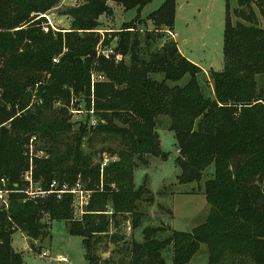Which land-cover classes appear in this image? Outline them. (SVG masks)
Listing matches in <instances>:
<instances>
[{
  "label": "trees",
  "instance_id": "trees-1",
  "mask_svg": "<svg viewBox=\"0 0 264 264\" xmlns=\"http://www.w3.org/2000/svg\"><path fill=\"white\" fill-rule=\"evenodd\" d=\"M109 1L141 10L153 0H87L66 10L72 18L65 32H45L44 19H37L59 0H0V178L7 177L13 190L9 206H0V264H25L12 235L20 230L31 240L44 239L53 220H64L71 234L84 237L88 254L110 235L121 257L102 263L93 254L91 264H167L163 252L169 249L172 264H189L202 243L208 245L209 264H264V90L256 79L264 75V0H237L236 8L226 0L224 67L211 71L212 97L198 82L202 68L175 41L147 57L141 54L133 21L106 32L118 36L122 60L98 55L99 18L112 13ZM176 9L177 0H165L147 20L157 31L173 28ZM159 35L148 31L146 46ZM93 72L104 79L93 85ZM158 73L162 80L153 77ZM186 74L191 79L184 86L168 84ZM78 97L87 113L75 130L70 107L73 100L79 103ZM59 101L62 106L55 107ZM92 107L100 118L95 127H89ZM159 115L171 117L181 183L200 181L214 166L204 189L210 211L190 232L148 226L142 242L128 241L120 230L121 217L132 215V228L139 227V202L152 194L146 185L136 187L135 169L148 163V154L168 158L156 130ZM95 134L120 140L118 150L106 148L118 159L103 168V159L95 163L93 153L83 148ZM33 136L41 139L47 154L33 157L38 185L48 190L53 180L62 187L81 179L92 190L81 219L72 208V193L28 198L23 175L31 165L26 146Z\"/></svg>",
  "mask_w": 264,
  "mask_h": 264
},
{
  "label": "rangeland",
  "instance_id": "rangeland-1",
  "mask_svg": "<svg viewBox=\"0 0 264 264\" xmlns=\"http://www.w3.org/2000/svg\"><path fill=\"white\" fill-rule=\"evenodd\" d=\"M86 1L59 0L56 5L45 12L49 16V20L48 18H44L43 20V23L50 21L53 27L42 23L41 27L43 31L60 30L65 32L69 30L72 17L66 13V10L71 7L80 6ZM164 1L153 0L141 10L137 7L126 10L122 5L109 1L108 5L113 11L110 14L100 16V25L97 32L101 35V39L103 38V34L105 35L104 44L107 39L110 40V43H106L105 45H110L112 42L113 45H116L115 42L119 41L118 36H112V34H107L105 31H118L125 22L133 21L134 28L131 30H133V33L139 35L140 45L142 46L141 54L145 57H147V53L154 52L168 41L174 40L182 49V52L202 68V71L198 74V82L205 95L212 97L214 90L211 71H220L224 67L223 46L226 0H177L174 27L166 28V30L170 29L177 33V37L174 39L170 37L166 39L164 35L165 29L157 31L156 26L151 21H147L149 14L157 10ZM231 5L232 8H236L238 6L237 0H232ZM256 11L259 13L257 8ZM137 17L141 19H136ZM44 27L48 29L45 30ZM99 30H102L103 33ZM148 31H152L155 35L160 34L155 38V41L151 42L150 46H146L144 42ZM105 45L102 47L106 48ZM125 60L129 62V57L125 56ZM153 77L162 80L163 74H153ZM190 79L191 75L186 74L177 81L168 80V84L171 86H184ZM256 79L258 88L264 90V75L258 74ZM78 99L80 100L78 104H76V100L72 102L75 105V111H70L75 130H78L81 122L86 121L87 113V110L84 108L85 102L83 98L78 97ZM60 106H62V102H56L55 107ZM90 114L91 118H97V115ZM117 124H120V122H117ZM170 125V116L159 115L157 117L156 130L160 135L161 147L163 151L168 153V158L164 159L160 156L148 154V163L146 165L139 163V166L135 169L134 181L136 187L139 188L142 185H146L152 194L145 195L139 202V211L143 213L142 224L139 227L136 229L132 228V215L128 214L127 219L121 217L123 223L120 226V230L128 241L136 239L138 242H142L144 240L143 230L148 226H169V229L190 232L203 224L208 217L210 204L206 199L204 189L206 180L213 175L214 166L210 165L203 172V178L200 181L181 183L179 176L182 173V168L176 162L180 152H178L176 145L175 133L171 130ZM35 143L37 148L43 147L41 139H37ZM108 147L112 150H118L120 140L105 134H95L91 142H85L83 145L86 152L93 153V161L95 163L101 162L102 157L106 154H112L109 150H106ZM113 155L118 159V154ZM108 206L111 207L110 205ZM73 209L75 212V208ZM111 231L115 232L116 228L112 226ZM169 234V232L167 234L162 233L163 236ZM83 240L84 237L81 235L69 232L64 220L51 221L50 236L44 239L31 240L20 230L12 235V245L18 252L22 253L25 264H91L89 255L93 254L99 255L102 263L110 256H115V259L121 257L120 254L115 252L118 245L112 242L110 235L103 236L100 241L101 243L97 246L96 250L90 252L91 254H88L89 252ZM120 243L122 244V242ZM43 252H48L49 255L44 256ZM163 253L167 264H172V250L169 249ZM59 256L66 257L67 261L58 260L57 257ZM114 264L120 263L115 260ZM189 264H209V249L207 244H201L200 249L193 256Z\"/></svg>",
  "mask_w": 264,
  "mask_h": 264
},
{
  "label": "built area",
  "instance_id": "built-area-1",
  "mask_svg": "<svg viewBox=\"0 0 264 264\" xmlns=\"http://www.w3.org/2000/svg\"><path fill=\"white\" fill-rule=\"evenodd\" d=\"M77 1V0H76ZM44 19V18H48L49 20V16L46 14V13H42L40 14L37 19ZM43 23V21H42ZM41 23V24H42ZM43 24H47L48 26L51 25L53 27V25L49 22H45ZM45 30H47L48 28L47 27H44ZM100 32L102 30H99ZM108 32V31H105V33ZM165 38L168 39V37L170 38H176L177 37V33L168 29L166 30L165 29ZM103 33V31H102ZM104 40H105V35L103 34V38L100 40L97 48H96V51H97V54L98 55H101V56H104L105 58L107 59H112L114 58L117 62H119L120 60L123 59V54L118 52L116 50V47H117V41L115 42L116 45H113L112 43L110 45H105L104 44ZM105 45L106 48H103L102 46ZM60 60V55L56 56L53 58V61L55 63L59 62ZM103 80L104 79V76L102 74H99V73H96V72H93L92 73V84L94 85V83L97 81V80ZM3 90L2 88L0 87V95L2 94ZM42 101L39 100V103H41ZM74 102V100L72 101ZM33 104V101L32 103L30 104L29 108L32 106ZM73 104V103H72ZM74 107L75 105H72L70 107V111L71 112H74ZM90 113L94 114L96 116V112H95V108L92 107L90 110H89ZM93 116V115H92ZM98 118V116H96ZM95 118V117H92L91 120H90V125L91 126H97L100 119L98 118ZM8 126H10V124H8ZM37 141V137L36 136H33L32 138H30L29 142L27 143V146H26V155H28L30 157V168L29 170H27L25 172V174L23 175V179L24 181L27 183V188L25 189V192L28 196L29 199H36V198H39V197H43V196H47L51 193H55L57 195L58 198H61L62 195L64 193H72L73 194V208H75V215L76 217H78V215H80V217H82V215L85 213V207L86 205H88L89 203V200H90V197H91V193H92V190H89L87 189L85 186H84V183L82 182L81 179H78L76 181L75 184L73 185H69L67 183H64L62 185V187H60V184L58 181L56 180H53L51 183H50V187L48 190H45L42 186L38 185L35 180H34V177H33V173H32V169H33V157L36 156V157H46L47 154H46V151L42 148H37L36 147V142ZM178 152H180V150H178ZM116 160V157L113 156V155H108L106 154L104 157H103V162H102V168L104 166H106L108 163H110L111 161H115ZM103 170V169H102ZM9 184H10V181L7 177H1L0 178V206H3V207H8L9 206V203H10V194L13 192L12 189L9 188ZM114 186V185H113ZM113 212V209L112 207H109L108 206V211L107 213L111 214ZM78 217V218H80ZM44 256H48V252H43L42 253ZM58 260L60 261H67V258L64 257V256H59L57 257Z\"/></svg>",
  "mask_w": 264,
  "mask_h": 264
},
{
  "label": "crops",
  "instance_id": "crops-1",
  "mask_svg": "<svg viewBox=\"0 0 264 264\" xmlns=\"http://www.w3.org/2000/svg\"><path fill=\"white\" fill-rule=\"evenodd\" d=\"M232 1V0H231ZM178 2V1H177ZM147 21H151V20H147ZM152 22V21H151ZM174 41V40H173ZM179 47V46H178ZM179 49L181 50V52H182V49L179 47ZM182 54L184 55V56H186L188 59H190L191 60V58L189 57V56H187L186 54H184L183 52H182Z\"/></svg>",
  "mask_w": 264,
  "mask_h": 264
},
{
  "label": "water",
  "instance_id": "water-1",
  "mask_svg": "<svg viewBox=\"0 0 264 264\" xmlns=\"http://www.w3.org/2000/svg\"><path fill=\"white\" fill-rule=\"evenodd\" d=\"M167 229H169L170 227L169 226H166Z\"/></svg>",
  "mask_w": 264,
  "mask_h": 264
}]
</instances>
